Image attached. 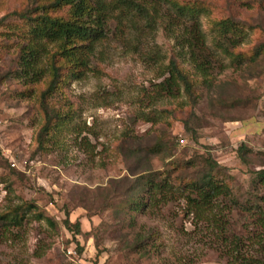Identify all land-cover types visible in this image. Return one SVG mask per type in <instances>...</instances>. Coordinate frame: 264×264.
Instances as JSON below:
<instances>
[{"label": "rangeland", "instance_id": "obj_1", "mask_svg": "<svg viewBox=\"0 0 264 264\" xmlns=\"http://www.w3.org/2000/svg\"><path fill=\"white\" fill-rule=\"evenodd\" d=\"M210 1L212 7L222 5L236 13V20L243 22L248 32L235 49L244 56L243 61L233 63L214 51L219 61L213 62L212 88L203 83L197 86L194 111L199 119L189 126L196 130L197 140L181 121L168 118L171 125L165 123L166 114L160 109L173 108L174 103L164 100L151 109L160 116L155 125L141 120L138 99L154 72L139 55L123 50L121 42L109 35L86 75L79 80L65 79L48 99L49 104L61 107L62 114L73 116L67 127L60 125L55 130L56 143L51 145L55 151H39L35 138L44 122L38 94L42 86L32 88L15 78V52L0 34V115L6 122L4 142L20 172L12 175L0 164V210L8 204L30 202L37 206L33 212L40 210L57 221L52 226L46 219L30 217L21 228L0 232V264H226L223 253L227 243L209 225H194L183 198L164 203L158 193L161 201L157 204L129 210L136 195L128 189L139 166L119 147L123 132L144 147L153 135L165 130V139L176 142L173 155H142L140 170L161 173L171 169L170 182L175 183L179 173L187 178L201 175V167L189 168L191 174L184 171V161L208 153L226 167L225 173L234 176L231 186H239L241 191L250 186L251 175L246 170L257 166L242 164L236 150L245 142L255 153L264 151V0H245L248 9L237 0ZM25 4L27 0H0V18ZM12 18L5 21L10 23ZM0 24L1 32L6 22ZM203 30L210 41L212 32L205 18ZM171 40L161 32L155 36L166 53L171 50ZM259 44L263 50L252 62L249 56ZM187 115L186 107L176 108L174 117L184 119ZM80 128L87 135V144L75 141V130ZM114 193L113 203L104 204L105 197ZM138 197L147 202V194ZM224 213L226 234L244 237L252 231L251 217L241 208ZM66 218L79 222L81 231L91 236H74L63 223ZM137 234L147 235L148 252L130 250ZM76 242L82 247L81 254ZM95 244L101 250L98 255Z\"/></svg>", "mask_w": 264, "mask_h": 264}, {"label": "trees", "instance_id": "obj_2", "mask_svg": "<svg viewBox=\"0 0 264 264\" xmlns=\"http://www.w3.org/2000/svg\"><path fill=\"white\" fill-rule=\"evenodd\" d=\"M237 1L243 8L250 7L248 1ZM236 15L222 5L212 7L210 0H27L21 8L1 17L0 23L6 22V25L0 34L16 55L15 78L32 88L42 86L38 94L44 122L35 138L38 150L54 152L51 145L56 143L55 130L60 125L67 127L73 116L62 114L61 107L49 104L48 99L54 96L65 79L79 80L86 75L92 68V58L102 43L110 39L109 35L121 42L123 50L139 55L154 72L149 85L142 87L143 93L138 99L142 104L139 110L141 120L155 125L160 116L151 109L164 100L167 104L174 103L173 108L160 109L166 114L165 123L171 125L168 118L181 121L184 129L191 131L192 139L197 140L196 130L189 127L199 119L194 111L199 97L196 89L202 83L212 88L213 62L219 61L214 51L228 56L236 64L244 58L235 49L245 40L248 31L244 29L243 22L236 20ZM11 17L10 23L5 21ZM203 18L212 32L210 41L203 30ZM158 32L172 39L171 50L167 53L161 51L155 42ZM149 39L154 41L153 45ZM262 50V44L254 46L249 60L254 62ZM185 107L188 109L186 118L174 117L176 108ZM75 131L76 143L87 144L88 138L83 135V130ZM166 133L164 130L157 136L153 135L152 142L143 147L135 143L137 140L132 135L123 132L119 147L140 167L142 155H173L176 142L165 139ZM127 142H131L130 146ZM236 153L246 167L250 164L257 166L246 170L251 175L248 189L241 191L239 186H231L234 176L225 173L226 167L208 153L193 155L184 161V171L201 167L198 170L201 175L187 178L179 173L176 184L170 182L171 169L160 173L138 167L128 189V193L136 195L129 210L137 211L157 204L160 200L158 193L164 203L171 198H183L185 212L193 216L194 225H209L227 243L223 253L226 264H264V151L255 153L243 142ZM1 158L0 164L8 168L10 174L20 175L7 159ZM188 173L192 171L188 170ZM6 186L9 187L8 184ZM140 193L147 194V202L138 197ZM116 196L114 193L105 197L104 204L113 203L111 198ZM36 208L35 203L30 202L6 205L0 210V232L19 229L30 217L46 219L50 225H57L54 218L45 216L40 210L32 211ZM236 208L245 211L253 224L252 231L244 237L225 232L227 221L223 213H231ZM63 223L74 236H91L81 231L79 222L71 223L66 218ZM92 237L96 242V236L93 234ZM147 239V235L137 234L130 250L148 252ZM76 250L81 254L82 247L78 242ZM100 252L96 245V254Z\"/></svg>", "mask_w": 264, "mask_h": 264}, {"label": "built area", "instance_id": "obj_3", "mask_svg": "<svg viewBox=\"0 0 264 264\" xmlns=\"http://www.w3.org/2000/svg\"><path fill=\"white\" fill-rule=\"evenodd\" d=\"M6 132V122L4 118L0 115V156L8 160L11 167L18 168V164L12 157L11 151H9L7 145L4 142V135Z\"/></svg>", "mask_w": 264, "mask_h": 264}]
</instances>
